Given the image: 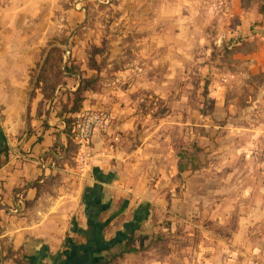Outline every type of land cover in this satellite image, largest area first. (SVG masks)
Instances as JSON below:
<instances>
[{
  "label": "rangeland",
  "instance_id": "rangeland-1",
  "mask_svg": "<svg viewBox=\"0 0 264 264\" xmlns=\"http://www.w3.org/2000/svg\"><path fill=\"white\" fill-rule=\"evenodd\" d=\"M33 8L32 28L0 29V42L30 41L10 45L30 58V95L38 90L67 121L73 110L107 111L117 149L135 153L122 169L121 158L110 161L120 195L70 217L66 264L72 244L78 264H264V221H237L226 205L213 216L214 204L189 211L182 173L201 165L212 82L237 42L264 36V0H33Z\"/></svg>",
  "mask_w": 264,
  "mask_h": 264
},
{
  "label": "crops",
  "instance_id": "crops-1",
  "mask_svg": "<svg viewBox=\"0 0 264 264\" xmlns=\"http://www.w3.org/2000/svg\"><path fill=\"white\" fill-rule=\"evenodd\" d=\"M33 12V0H0V29L32 28ZM1 41L0 264H66L62 246L70 217L120 195L122 177L116 176L110 161L121 158L122 169L123 158L135 153L117 149L115 141L122 138L112 125L94 136L93 157L80 162L75 149L72 165L64 119L38 90L30 95V58L10 47L30 41ZM245 41L235 44L230 68L219 71L210 86L214 111L200 124V168L182 173L189 211L214 204L213 216L226 205L225 212L235 214L237 221L247 214L248 220L264 221V36ZM194 131L190 128V135ZM171 168L170 180L177 174V168ZM159 174L158 183L165 178L164 172ZM246 205L251 208L244 210ZM70 248L71 263L78 264L81 248Z\"/></svg>",
  "mask_w": 264,
  "mask_h": 264
},
{
  "label": "built area",
  "instance_id": "built-area-1",
  "mask_svg": "<svg viewBox=\"0 0 264 264\" xmlns=\"http://www.w3.org/2000/svg\"><path fill=\"white\" fill-rule=\"evenodd\" d=\"M72 144L77 151V160L86 162L93 157V140L96 134L108 132L113 125L111 114L107 111H84L71 116Z\"/></svg>",
  "mask_w": 264,
  "mask_h": 264
},
{
  "label": "trees",
  "instance_id": "trees-1",
  "mask_svg": "<svg viewBox=\"0 0 264 264\" xmlns=\"http://www.w3.org/2000/svg\"><path fill=\"white\" fill-rule=\"evenodd\" d=\"M263 11V10H262ZM74 113H76L75 110L71 111V115H73ZM65 121V133L67 135V139L69 144H72V134H71V129H72V125H73V120L70 118V120L67 121V118L62 117ZM179 171H181V168H179Z\"/></svg>",
  "mask_w": 264,
  "mask_h": 264
}]
</instances>
